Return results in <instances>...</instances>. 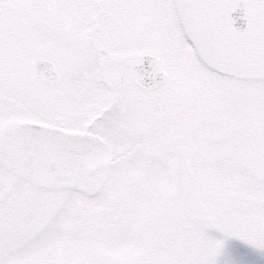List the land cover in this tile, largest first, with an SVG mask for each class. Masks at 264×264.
Returning <instances> with one entry per match:
<instances>
[{
    "label": "snow or ice",
    "instance_id": "6c2138e0",
    "mask_svg": "<svg viewBox=\"0 0 264 264\" xmlns=\"http://www.w3.org/2000/svg\"><path fill=\"white\" fill-rule=\"evenodd\" d=\"M0 264H264V0H0Z\"/></svg>",
    "mask_w": 264,
    "mask_h": 264
}]
</instances>
